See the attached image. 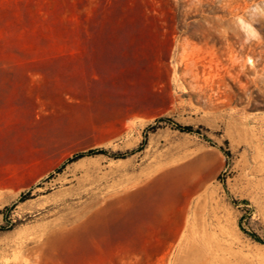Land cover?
<instances>
[{
    "label": "rangeland",
    "instance_id": "obj_1",
    "mask_svg": "<svg viewBox=\"0 0 264 264\" xmlns=\"http://www.w3.org/2000/svg\"><path fill=\"white\" fill-rule=\"evenodd\" d=\"M0 264H264V0H0Z\"/></svg>",
    "mask_w": 264,
    "mask_h": 264
},
{
    "label": "trees",
    "instance_id": "obj_2",
    "mask_svg": "<svg viewBox=\"0 0 264 264\" xmlns=\"http://www.w3.org/2000/svg\"><path fill=\"white\" fill-rule=\"evenodd\" d=\"M82 154H77V155H75L73 158H71V159H75V158H77V157H79V156H81Z\"/></svg>",
    "mask_w": 264,
    "mask_h": 264
}]
</instances>
